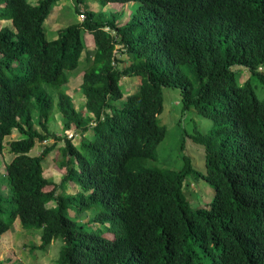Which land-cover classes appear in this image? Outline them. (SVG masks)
Masks as SVG:
<instances>
[{
  "label": "trees",
  "instance_id": "16d2710c",
  "mask_svg": "<svg viewBox=\"0 0 264 264\" xmlns=\"http://www.w3.org/2000/svg\"><path fill=\"white\" fill-rule=\"evenodd\" d=\"M61 1L0 0V22L12 24L0 29V156L6 138L22 137L9 144L0 240L19 218L24 229L42 231L40 247L63 239L59 264H264V205L244 197L247 162L264 151V101L241 89L232 70L244 65L258 76L264 67V0H85L96 12L75 0L82 21L49 41L45 24ZM132 2L140 10L130 19L123 8L105 11ZM86 32L94 58L87 57L76 107L68 85ZM138 76L143 83L124 97L120 81ZM164 87L181 90L185 111L196 107L222 124L199 140L204 174L157 166ZM62 142L58 166L67 172L57 185L43 162ZM189 173L214 189L200 212L182 189ZM68 182L72 194L60 191ZM118 225L113 240L105 237Z\"/></svg>",
  "mask_w": 264,
  "mask_h": 264
},
{
  "label": "rangeland",
  "instance_id": "374dc122",
  "mask_svg": "<svg viewBox=\"0 0 264 264\" xmlns=\"http://www.w3.org/2000/svg\"><path fill=\"white\" fill-rule=\"evenodd\" d=\"M34 4H37L35 2ZM126 5V4H125ZM75 0H62L58 2L54 7L51 16L46 21V31H47V38L49 41L55 40L58 38V32L60 29L65 28L72 23H76L80 21V14L75 11ZM84 6L88 7V9L92 10V5L89 3L87 4L84 0ZM119 11L124 9V17L125 19H130L133 13H137L140 10V4L137 2L128 3L126 7H122L121 4H110L106 7L105 11L111 15L113 13H118L117 8ZM95 11V10H92ZM98 11V9H97ZM96 12V11H95ZM11 22L9 23H0V29L6 26H11ZM85 42L89 45V49L94 48V38L93 35L89 34L88 32L84 33ZM89 43V44H88ZM85 50V52L87 51ZM89 54V52H88ZM90 56V54H89ZM117 59L119 60H127V56L119 55L117 53ZM87 65L86 55H83V63H80L78 70H76L72 74V89L73 91L70 92L72 94L74 103L76 107H79L83 101H81L82 96L81 93L77 90L83 79V74L85 66ZM241 67H234V71H236L239 75L242 76V69ZM78 75L75 76L76 73L80 72ZM76 78H75V77ZM75 78V79H74ZM250 80L253 90L255 91L256 95L259 96L261 99L264 98V85L254 76L248 75L246 79L243 80L241 83ZM126 83V85H125ZM140 83V78H129L123 80L122 82V89L124 92V97L129 95L130 93L136 91L137 85ZM69 86V85H68ZM127 86V89H126ZM78 93L75 94L74 93ZM130 91V92H129ZM163 95H164V109L163 112L159 116V123L161 126L165 127L166 129V137L160 143L157 148V156H158V164L157 166L166 169H174V170H181L185 166L184 156H188L193 164V167L201 172L206 171V152H204L205 147L200 144H196L193 140V135H197L198 133L201 134H208L210 133L213 128V122L205 117L198 115L196 110L191 109L189 111H184L182 105V98H181V90L178 87H167L163 88ZM61 115H57L56 120L60 121ZM54 121H52L53 123ZM59 134V133H58ZM186 136L191 137L190 140L185 139ZM21 135L18 133L14 134L12 137H8L5 140V149L2 156H0V194L2 195L4 200H8V196L6 195L10 188H8V181L6 177V169L7 165L11 163L13 160L12 155L9 152V144L12 141L21 139ZM185 142V149L182 153L181 146ZM54 143V140L49 139L47 143H43L40 145L38 142L35 148L30 152L32 157H37L41 154L43 150L42 145H51ZM64 143L58 144V147L55 151H53L50 156L43 162L44 167V175L50 181L57 182L59 181L62 176L65 174V169H59L58 164L61 161V153L63 155L62 148ZM79 146V144H77ZM204 149H203V148ZM61 151V153H60ZM206 151V150H205ZM150 167L155 166L154 163H149ZM196 179L195 176L190 175L187 178V181H191ZM197 186L194 188L190 187L194 184L187 183L185 189V193L187 195L188 200H190L191 208L193 210L198 209L208 200H212L214 196V191L210 184H207L202 179H198ZM74 184L68 182L65 184L64 187L60 189L67 193H74L73 190ZM79 190V187H77ZM53 187L47 188L46 191L52 190ZM198 199V200H197ZM210 200V201H211ZM52 205V204H51ZM2 206L7 210L11 205L7 202H3ZM99 205L94 207L89 211V217L96 216V213L99 210ZM71 215V214H70ZM73 216V215H72ZM7 217H5L6 219ZM101 227V225H99ZM120 232L119 225L115 227L114 231L111 233H105V237L110 238L113 240L114 235ZM42 231L38 229H24L19 220L14 227L5 235H3L2 239L0 240V264H59V260L62 256L63 249L65 248V244L63 239L59 237L58 239L54 240L51 245L48 247H40L42 244Z\"/></svg>",
  "mask_w": 264,
  "mask_h": 264
},
{
  "label": "clouds",
  "instance_id": "9594fccd",
  "mask_svg": "<svg viewBox=\"0 0 264 264\" xmlns=\"http://www.w3.org/2000/svg\"><path fill=\"white\" fill-rule=\"evenodd\" d=\"M80 21H82V18L80 17ZM0 23H7V22H5V21H2V22H0ZM108 31H110V29L108 28L107 29ZM115 31L112 33V35H114L115 36ZM54 40V39H53ZM89 44V43H88ZM93 45H94V43H93ZM94 50H95V45H94V48L93 49H89V45H88V49H87V51L86 52H84V54L86 55V60H87V57H88V55L90 54V57H92V58H94ZM88 52H89V54H88ZM117 53H118V51H115V54H116V57H117ZM83 54V55H84ZM127 61H122V63H126ZM80 63H83V56H82V59H81V62ZM88 65H89V63L87 62V65L85 66V69H83L84 70V73H85V70H86V68L88 67ZM236 66H238V67H241L240 69H242V76L241 75H239L236 71H234V67H236ZM78 70V69H77ZM83 70L81 69L80 70V72H78V73H76L75 74V76L76 75H78L79 73H81V71L83 72ZM232 70L234 71V73H235V75L237 76V79H238V83H239V85L241 86L240 88L241 89H244V90H247L251 95H253L259 102H261V103H263V101H264V98L263 99H261L259 96H257L256 95V93H255V91L253 90V88H252V85H251V82H250V80H248V81H246V82H244V83H241L243 80H245L246 79V76H248V75H252V76H254L255 78H257L263 85H264V80H262V78H261V76H263L264 75V67H260L259 68V70H257V73H258V76H256V75H254L251 71H250V69L248 68V67H246V66H244V65H238V64H234V65H232ZM76 71V70H75ZM74 71V72H75ZM73 72V73H74ZM73 73H71V77H70V83H69V90H68V94L71 96V97H73L72 96V94H70V92L71 91H73L74 89H72V86H71V84H72V74ZM84 73H82L83 75V77H84ZM74 76V77H75ZM77 77V76H76ZM75 77V78H76ZM74 78V79H75ZM133 78H136V77H133ZM138 78H140V83L137 85V89L141 86V84L143 83V81H142V78L140 77V76H138ZM126 79H129V78H123L121 81H120V84H122V82H123V80H126ZM82 83H83V79H82ZM82 83H81V85H82ZM80 85V86H81ZM125 85H126V83H125ZM164 88H167V87H164ZM80 89V87L77 89V90H79ZM136 89V90H137ZM80 92V91H79ZM135 92V91H134ZM74 93H75V91H74ZM75 94H78V93H75ZM161 97V109H160V111L157 113V116H158V120H159V116H160V114L163 112V109H164V95H163V89H162V96H160ZM181 98H182V105H183V109H184V106H186L185 105V102H184V98H183V96L181 95ZM191 109H194V110H196V112L198 113V115H200V116H202V117H205V118H208V119H210L212 122H213V124H214V128H213V130L210 132V133H208V134H201V133H198L197 135H193L192 137H193V140H194V142H198V143H200L199 142V140H201L202 138H205V137H209L216 129L217 130H219L220 129V127H221V122H219V121H217V120H215V119H213L212 117H209V116H206V115H204V114H200L199 112H198V110H197V108L196 107H191L190 108V110ZM184 111H185V109H184ZM187 111H189V110H187ZM162 128L164 129V131H165V137H166V129H165V127H163L162 126ZM165 139V138H164ZM163 139V140H164ZM185 139H188V140H190L191 139V137H189V136H186L185 137ZM162 140V141H163ZM161 141V142H162ZM48 141H46V142H44V143H47ZM160 142V143H161ZM63 143V142H62ZM160 143L158 144V146L160 145ZM41 144H43V143H40V145ZM61 144V143H60ZM185 144V143H184ZM197 144V143H196ZM200 145H203L202 143H200ZM158 146H157V148H158ZM57 149V148H56ZM204 152H206V151H204ZM184 158H185V156H184ZM189 158V157H188ZM157 159H158V156H157ZM190 159V158H189ZM154 162H156V161H154ZM191 167V168H194L193 167V164H192V162H191V160H188V161H186L185 160V166H184V168L183 169H181V170H174V169H166V168H161V169H166L167 171H183V170H185L187 167ZM159 167V166H158ZM206 167H207V164H206ZM44 168V167H43ZM58 168H59V166H58ZM60 169V168H59ZM62 170V169H61ZM66 170V169H65ZM67 172V171H66ZM66 172H65V174L62 176V178L59 180V181H57V182H55V184H57V185H60L61 184V181L63 180V178L66 176ZM194 172H198V173H200V174H204L205 172H201V171H198V170H196L195 169V171ZM190 175H193V176H195V178L196 179H193V180H189V181H187V178L190 176ZM46 177V176H45ZM54 182V181H53ZM191 183V184H193L191 187H190V189L191 188H194V187H196L197 185V182H199V180L197 179V175H195L194 173H189L188 175H187V177H186V180H185V182H184V185H183V187H182V189H183V192H184V194H185V197H186V200L189 202L190 200H188V198H187V195H186V193H185V189L184 188H186V185H187V183ZM196 183V184H195ZM244 183H245V185H246V191L244 192V197H245V200H246V202L248 203V204H251V205H257V204H260V205H264V151H258V152H256L255 154H253L250 158H249V160H248V162H247V172H246V176H245V179H244ZM72 185V184H71ZM50 187H52V186H50ZM49 187V188H50ZM213 189V188H212ZM213 191H214V189H213ZM198 200V199H197ZM211 200V199H210ZM210 200H208V201H206L205 203H204V205H202L201 207H199L198 209H196V210H193L192 208V210L193 211H203V210H201V209H207L208 207H209V202H210ZM262 200H263V202H262ZM190 203V202H189ZM52 204V205H51ZM51 207L52 206H55V203L54 202H52V203H50L49 204ZM190 206H191V204H190ZM19 220V222H20V219L18 218L15 222H14V224H16L17 223V221ZM14 224H13V226L11 227V229L14 227ZM20 224H21V222H20ZM22 226V225H21ZM10 229V230H11ZM9 230V231H10ZM28 230H30V229H28ZM8 231V232H9ZM8 232H6V233H8ZM5 233V234H6ZM4 234V235H5ZM115 237H116V235H114ZM3 237V236H2ZM2 239V238H1ZM52 244V243H51Z\"/></svg>",
  "mask_w": 264,
  "mask_h": 264
}]
</instances>
